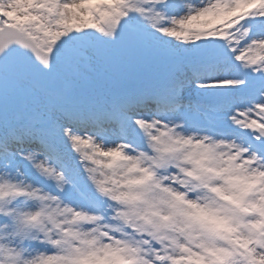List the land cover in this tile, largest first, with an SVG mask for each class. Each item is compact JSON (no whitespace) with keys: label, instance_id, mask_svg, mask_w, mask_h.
Returning <instances> with one entry per match:
<instances>
[{"label":"snow or ice","instance_id":"snow-or-ice-1","mask_svg":"<svg viewBox=\"0 0 264 264\" xmlns=\"http://www.w3.org/2000/svg\"><path fill=\"white\" fill-rule=\"evenodd\" d=\"M0 264H264V0H0Z\"/></svg>","mask_w":264,"mask_h":264}]
</instances>
